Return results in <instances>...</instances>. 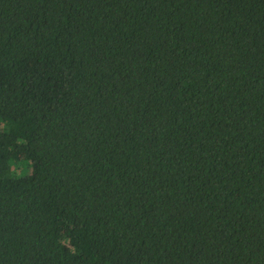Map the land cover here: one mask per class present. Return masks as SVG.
I'll return each mask as SVG.
<instances>
[{"label":"trees","instance_id":"obj_1","mask_svg":"<svg viewBox=\"0 0 264 264\" xmlns=\"http://www.w3.org/2000/svg\"><path fill=\"white\" fill-rule=\"evenodd\" d=\"M0 264H264V0H0Z\"/></svg>","mask_w":264,"mask_h":264}]
</instances>
